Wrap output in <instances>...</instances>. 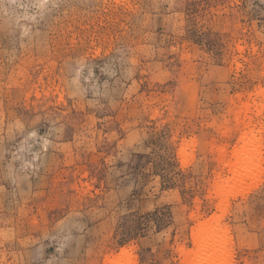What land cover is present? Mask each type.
<instances>
[{"label":"rangeland","instance_id":"obj_1","mask_svg":"<svg viewBox=\"0 0 264 264\" xmlns=\"http://www.w3.org/2000/svg\"><path fill=\"white\" fill-rule=\"evenodd\" d=\"M0 264H264V0H0Z\"/></svg>","mask_w":264,"mask_h":264},{"label":"bare ground","instance_id":"obj_2","mask_svg":"<svg viewBox=\"0 0 264 264\" xmlns=\"http://www.w3.org/2000/svg\"><path fill=\"white\" fill-rule=\"evenodd\" d=\"M245 160H246V158H243L240 160V162H242V161L244 162ZM244 178H245V174H242V175H240L239 180H242ZM207 235L208 236H206L202 239V242L207 243L208 245L213 244L214 240H215L213 234L211 235V232H208Z\"/></svg>","mask_w":264,"mask_h":264}]
</instances>
